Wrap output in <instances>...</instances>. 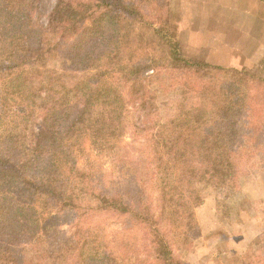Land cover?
Segmentation results:
<instances>
[{
  "label": "trees",
  "instance_id": "16d2710c",
  "mask_svg": "<svg viewBox=\"0 0 264 264\" xmlns=\"http://www.w3.org/2000/svg\"><path fill=\"white\" fill-rule=\"evenodd\" d=\"M171 11L0 0V264H191L174 248L198 226L197 182L236 188L264 157V55L188 56ZM163 71L200 99L165 122Z\"/></svg>",
  "mask_w": 264,
  "mask_h": 264
},
{
  "label": "rangeland",
  "instance_id": "374dc122",
  "mask_svg": "<svg viewBox=\"0 0 264 264\" xmlns=\"http://www.w3.org/2000/svg\"><path fill=\"white\" fill-rule=\"evenodd\" d=\"M171 9L170 20L180 37L182 1L171 0ZM170 76L163 71L153 83L156 118L161 122L200 104L195 91L181 92ZM247 163L248 171L236 188L223 187L206 177L197 182L203 196L196 207L198 226L185 244L174 248L176 256L191 264H260L264 258V157L258 153ZM258 237H263L259 246L253 242Z\"/></svg>",
  "mask_w": 264,
  "mask_h": 264
},
{
  "label": "crops",
  "instance_id": "0c3cea01",
  "mask_svg": "<svg viewBox=\"0 0 264 264\" xmlns=\"http://www.w3.org/2000/svg\"><path fill=\"white\" fill-rule=\"evenodd\" d=\"M181 1L179 38L188 56L239 68L264 55V0Z\"/></svg>",
  "mask_w": 264,
  "mask_h": 264
}]
</instances>
